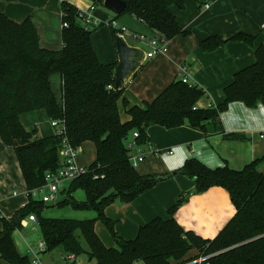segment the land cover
<instances>
[{"label":"trees","instance_id":"trees-1","mask_svg":"<svg viewBox=\"0 0 264 264\" xmlns=\"http://www.w3.org/2000/svg\"><path fill=\"white\" fill-rule=\"evenodd\" d=\"M92 1L102 6V0ZM122 1L124 12L153 30L156 41L186 33L168 10L170 6L183 8V0ZM60 7L62 47L56 50L40 45L30 18L16 22L0 12V139L14 149L28 192L43 186L46 173L62 166L64 139L72 147L92 142L95 158L67 183L58 201L48 204L28 193L27 203L11 217L0 216V264H30L29 255L21 253L13 239V232L22 229L20 221L30 214L36 217L45 252L60 248L64 260L67 255L74 257L69 264H76L75 258L81 254L88 256V264H185L199 257L207 264H264V174L258 170L260 158L232 169L227 164L209 167L191 157L175 170L193 179L194 193L212 186L227 191L235 213L213 238L185 230L174 218L186 195L168 208L167 218L158 216L141 225L133 239L115 233L113 221L104 213L115 200L130 202L167 177L140 174L131 163L132 142L136 146L148 143L149 126L189 124L202 129L207 124H219L220 113L232 101L249 108L264 106V44L254 49L255 61L238 70L222 88L223 99L217 105L198 106L205 91L180 78L151 102L128 106L123 87L114 86L116 63H101L92 47L91 33L100 24L85 27L78 8L64 0ZM111 28L116 38L118 28ZM230 40L252 45L254 37L237 33ZM224 42L218 35H209L199 45L204 51H212ZM120 100L129 117L126 121L120 118ZM32 112L48 121H62L64 134L51 130L38 135L35 125L27 129L21 116ZM133 131L138 136L130 141ZM224 138L242 139L236 134H225ZM76 190L83 191L84 199L75 198ZM51 206L92 210L95 216L50 217L44 211ZM97 220L107 227L114 246L107 247L101 241L95 231ZM191 250L197 251L195 256L188 255Z\"/></svg>","mask_w":264,"mask_h":264},{"label":"crops","instance_id":"crops-1","mask_svg":"<svg viewBox=\"0 0 264 264\" xmlns=\"http://www.w3.org/2000/svg\"><path fill=\"white\" fill-rule=\"evenodd\" d=\"M61 1L0 0V12L16 22L30 18L39 34L40 45L56 50L62 47ZM64 1L82 10L93 4L92 0ZM183 2V8L170 6L168 10L186 33L169 39L165 52L146 57L150 51L147 41L126 36L128 43L140 49L147 47L137 58L135 71L122 86L128 106H143L151 102L172 81L181 78L179 70L182 65L189 69V83L205 91L197 105H217L223 99L222 88L233 80L238 70L255 61L254 49L264 44V0ZM206 4H209L208 8ZM92 13L100 24L91 33L96 57L101 63L117 64L116 38L109 24L114 13L103 6H95ZM237 33L253 36L252 45L230 40ZM209 35H218L225 42L212 51H204L199 41ZM118 108L121 120H128L121 100ZM219 118V124H207L202 129L189 124L174 128L151 125L147 128L149 141L139 147L145 157L135 168L140 174L167 177L132 201L124 203L115 200L105 208L104 213L113 221L115 233L124 239H133L141 225L158 216L167 218L168 208L182 195H186V199L174 213L176 221L185 230H191L203 238H213L219 232L235 213L227 191L220 186H212L201 193H194L193 179L175 173V170L191 157L198 158L209 167L227 164L232 169H241L260 158L258 170L264 174V106L249 108L240 101H232ZM44 122L41 126L37 125L38 135L52 130L46 118ZM225 134L241 135L242 139L224 138ZM79 148L77 164L86 167L95 158L94 144L85 141ZM137 150L133 148L131 153L136 154ZM17 189L19 193L12 195ZM24 190L25 183L14 149L0 139V216L11 217L27 203ZM95 231L107 247L115 245L107 227L100 220L95 222ZM31 232L29 227L13 232L14 242L21 253H26L28 247L32 246L28 238ZM196 253V250H191L188 255L195 256ZM62 256L64 260V254ZM1 264L7 263L1 261Z\"/></svg>","mask_w":264,"mask_h":264},{"label":"built area","instance_id":"built-area-1","mask_svg":"<svg viewBox=\"0 0 264 264\" xmlns=\"http://www.w3.org/2000/svg\"><path fill=\"white\" fill-rule=\"evenodd\" d=\"M95 5L92 4L88 9L80 10V15L82 16V24L85 27H88L89 24H98L97 20L95 19L93 15ZM206 8L209 7V4L205 5ZM110 25L113 27H117L116 36L124 39L126 41V36H131L134 38H140L142 40H146L142 37H140L137 34H134L132 32H129L123 28H120L118 25L115 24V20L110 21ZM157 35L153 40H146L148 45L150 46V51L146 54V57H151L155 53L165 52L167 50V41H156ZM180 75L181 79L185 82H189L187 77L189 73V69L187 66L182 65L180 67ZM50 126L52 127V130L57 135L64 134V126L62 121L60 120H50L49 121ZM35 124V126H37ZM138 136L137 131L132 132V136L130 138V141H133L134 137ZM133 148H137L136 154H132L130 157L131 163L136 166L139 162H141L144 157L145 153L140 150V146H136L134 142H132ZM80 153L79 147H72L70 146L66 139L63 140V145L61 149V155L63 159L62 166L56 170L55 172H47L45 176V184L41 187L34 188L31 191H27L26 188L24 190L26 199L28 200V193L31 194L32 197L38 198L39 200H42L45 203H54L58 201V195L63 194L62 192L65 190V182H69L76 178L78 175L84 172L85 167H81L77 164V156ZM17 191L14 190L12 192V195H16ZM20 224L22 228L29 227L32 231L38 229L37 220L36 217L33 214L28 215L27 217L23 218L20 221ZM45 243L40 238L38 242L35 244V246L28 247L26 250V253L30 257V264H42L41 259L39 258V255L41 253H45ZM203 258H199L198 260H195L190 263L185 264H196L201 262ZM74 260V257L72 255H67L65 258L66 264H69ZM134 264H140V263H134Z\"/></svg>","mask_w":264,"mask_h":264},{"label":"water","instance_id":"water-1","mask_svg":"<svg viewBox=\"0 0 264 264\" xmlns=\"http://www.w3.org/2000/svg\"><path fill=\"white\" fill-rule=\"evenodd\" d=\"M102 6L114 13L115 24L129 32L139 35L146 40H153L155 32L148 28L141 20L125 13V2L122 0H102ZM115 45L119 61L114 70V86L120 88L124 81L135 71L137 58L142 55L139 47L128 43L120 37H116Z\"/></svg>","mask_w":264,"mask_h":264},{"label":"rangeland","instance_id":"rangeland-1","mask_svg":"<svg viewBox=\"0 0 264 264\" xmlns=\"http://www.w3.org/2000/svg\"><path fill=\"white\" fill-rule=\"evenodd\" d=\"M129 39V38H127ZM141 48V47H140ZM141 51H146L147 47L142 46ZM21 121L24 124V126L27 129H32L35 125V123H38V125L44 124V118H40L39 114L36 112L32 113H27L23 114L21 116ZM68 182H65V186H67ZM19 193V190H16ZM23 194L25 192L23 191ZM64 194L58 195V200L63 197ZM73 195L75 196L76 199L82 200L84 199V193L82 190H76ZM48 204H53L48 203ZM45 215L50 216V217H69V218H75V219H85V218H92L95 216V212L92 210H76L73 209L69 206L65 207H56V206H51L48 207L45 212ZM31 245L35 246V244L38 242V240L41 238L39 230H34L31 233H29L28 236ZM63 252L60 248H55L51 251H48L46 253H41L39 255V258L41 259L43 264H65V261L63 260L62 256ZM77 264H88V256L86 254H81L75 258ZM205 264V263H203Z\"/></svg>","mask_w":264,"mask_h":264}]
</instances>
